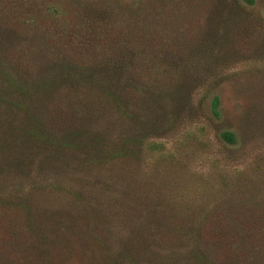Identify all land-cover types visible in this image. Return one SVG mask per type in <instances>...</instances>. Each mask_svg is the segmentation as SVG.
<instances>
[{"label":"trees","instance_id":"1","mask_svg":"<svg viewBox=\"0 0 264 264\" xmlns=\"http://www.w3.org/2000/svg\"><path fill=\"white\" fill-rule=\"evenodd\" d=\"M254 4L231 5L239 12ZM3 45L0 242L6 251L0 264H264V198L230 207L225 217H183L189 204L162 192L150 199L149 192L134 194L126 168L131 162L118 164L140 157L155 131L167 132V106L152 119L148 112L182 102V77L83 65L58 76L33 73L17 56V44L12 50ZM208 110L221 119L217 94ZM219 138L226 148L239 146L234 131L225 129ZM88 168L124 178L123 186L100 179L85 185L81 173ZM68 177L72 182L62 183ZM242 190L250 192L247 185ZM15 251L24 255L15 258Z\"/></svg>","mask_w":264,"mask_h":264},{"label":"rangeland","instance_id":"2","mask_svg":"<svg viewBox=\"0 0 264 264\" xmlns=\"http://www.w3.org/2000/svg\"><path fill=\"white\" fill-rule=\"evenodd\" d=\"M254 1L237 12L232 0H0V42L10 50L17 44L33 73L58 76L83 65L182 77V102L148 112L152 119L167 106V132L155 131L140 157L118 164L131 162L126 168L136 195L162 192L185 202L191 210L183 206V217H225L230 207L264 198V0ZM214 94L220 120L209 116ZM225 129L236 133L237 148L220 142ZM84 172L85 185L100 179L123 186L113 172ZM0 251H6L2 242Z\"/></svg>","mask_w":264,"mask_h":264}]
</instances>
